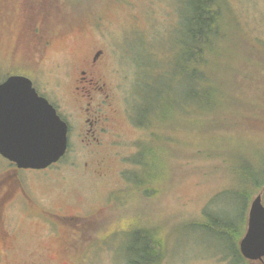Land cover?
I'll list each match as a JSON object with an SVG mask.
<instances>
[{
  "label": "rangeland",
  "instance_id": "rangeland-1",
  "mask_svg": "<svg viewBox=\"0 0 264 264\" xmlns=\"http://www.w3.org/2000/svg\"><path fill=\"white\" fill-rule=\"evenodd\" d=\"M43 1L6 4L24 6L32 24L63 38L45 58L27 49L12 57L0 33V81L23 72L49 98H68L75 66L101 48L117 135L106 142L100 179L80 117L61 114L74 125L70 151L47 171H20L18 198L4 206L10 243H0V264H132L129 249L143 247V235L155 236L152 264H262L241 259L234 240L202 225L210 214L207 222L233 223L238 235L248 227L252 202L234 166L249 171L248 163L259 176L264 165V0H219L230 22L225 14L222 35L210 36L201 67L209 79L197 77L196 86L183 70L189 0H54L49 14ZM9 168L0 156V176Z\"/></svg>",
  "mask_w": 264,
  "mask_h": 264
},
{
  "label": "flooded vegetation",
  "instance_id": "flooded-vegetation-1",
  "mask_svg": "<svg viewBox=\"0 0 264 264\" xmlns=\"http://www.w3.org/2000/svg\"><path fill=\"white\" fill-rule=\"evenodd\" d=\"M7 1L0 0V33H2L5 40L12 43L11 56L16 57L19 53L27 49L31 53L34 52L33 54H36V51L41 52V56L44 57L55 41L63 38L62 35L58 36L55 31L49 32L44 30L38 21L32 24V16L28 9L22 6L21 10H17L16 7L6 4ZM3 41H0V47H2ZM107 68L108 64L104 50L97 47L91 48L90 52L75 66V77L70 80V91L67 94L69 95L68 98L62 92L58 93V91H55L54 96L49 98L45 92L43 93L38 88L33 77L25 75L33 81V85L39 95L46 98L54 106L60 117L61 114H64L69 120H75V116L80 117L83 127L80 135L83 137V141L91 146V153L93 154L91 165L95 166L94 171L97 169V177L100 179H103L106 175L108 165L107 153L111 151V144L114 142V136L117 135L114 134L113 129L118 111L114 105L116 99L112 93L110 81L108 80V74L110 72ZM81 91L83 92L82 95ZM67 104H70L71 108ZM143 108L144 110L146 109L145 105ZM144 110L142 114H144ZM145 111L147 112V110ZM61 118L68 125L69 142L70 134L73 136L74 125L72 124V127L69 126V122L63 117ZM140 125H143V123ZM110 138L113 140L107 146L106 142ZM69 151L70 144L67 154ZM105 151H107L106 156L103 155ZM65 157L57 164L61 163ZM9 164L10 168L5 174L0 176V243L6 247L10 243V235H7L1 230V221L4 219V206L18 198L17 191L21 183L19 176L20 171H22L15 164L10 162ZM22 194L25 200L31 202L33 207L37 205L36 201H33L28 193L24 191ZM64 217L67 218L69 216L64 215ZM65 250H72L69 249V244Z\"/></svg>",
  "mask_w": 264,
  "mask_h": 264
},
{
  "label": "water",
  "instance_id": "water-1",
  "mask_svg": "<svg viewBox=\"0 0 264 264\" xmlns=\"http://www.w3.org/2000/svg\"><path fill=\"white\" fill-rule=\"evenodd\" d=\"M68 150V125L33 81L12 75L0 83V154L19 169L45 170ZM244 258L264 264V203H251L248 227L240 242Z\"/></svg>",
  "mask_w": 264,
  "mask_h": 264
},
{
  "label": "trees",
  "instance_id": "trees-1",
  "mask_svg": "<svg viewBox=\"0 0 264 264\" xmlns=\"http://www.w3.org/2000/svg\"><path fill=\"white\" fill-rule=\"evenodd\" d=\"M51 3H54V0H44L42 2L41 7L46 14H49L51 10ZM225 10L222 4L219 3V0H189V5L186 7L183 17V22L187 25L183 41L185 47L183 70L185 69V77L189 84H194L196 86L198 81L197 77H201L199 80L202 81H208L209 79L206 74H204L201 67L209 64L207 61V45L209 42L212 43V36L213 38H218L224 31L223 23L225 22V14L226 22H230L229 14L227 10ZM34 14L38 19V14L36 12ZM43 28L44 30L52 31L46 29V27ZM0 64H3L2 60H0ZM19 74L29 75L23 72ZM190 90L191 95L193 94L195 97L199 96L198 90L194 88H190L189 91ZM245 165L247 168L251 169L247 171L246 168L242 166H234L237 176L240 177V190L243 192V195L246 196L245 200L247 203L252 202L255 196L261 194L264 201V165L262 167V172H259V176L255 174L251 165L248 163ZM210 216V214L205 215L206 219L202 226L210 228L211 232H216L220 237H227L231 241L234 240L233 242H236L238 247L237 253L239 257L243 259L239 250V243L244 233H246L245 229L238 235V228H236L233 223H224L220 221L211 222L210 220L207 222ZM245 219H247V217ZM154 238L155 236L143 235L140 238V240L145 242L142 243L143 247L140 249H133L132 246L130 247L129 254H131V256H133V254L137 256L134 261H131L132 264H152L158 258V247ZM137 242H139V238Z\"/></svg>",
  "mask_w": 264,
  "mask_h": 264
}]
</instances>
